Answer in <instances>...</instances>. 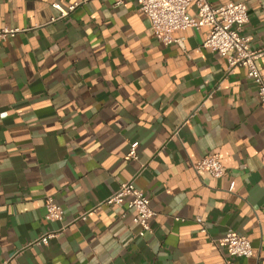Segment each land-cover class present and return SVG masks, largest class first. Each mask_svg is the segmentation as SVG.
<instances>
[{"label": "crops", "instance_id": "1", "mask_svg": "<svg viewBox=\"0 0 264 264\" xmlns=\"http://www.w3.org/2000/svg\"><path fill=\"white\" fill-rule=\"evenodd\" d=\"M243 1L264 51V0L209 3ZM4 28L20 32L0 42V264H264V103L206 28L163 45L136 0H0ZM208 155L222 178L194 169ZM129 181L155 214L143 237L128 199L103 203ZM228 230L252 258L228 256Z\"/></svg>", "mask_w": 264, "mask_h": 264}, {"label": "built area", "instance_id": "2", "mask_svg": "<svg viewBox=\"0 0 264 264\" xmlns=\"http://www.w3.org/2000/svg\"><path fill=\"white\" fill-rule=\"evenodd\" d=\"M139 11L151 24L153 36L163 45H181V39L176 34L189 29H207L206 40L202 47L224 57L230 69L242 67L246 69L247 78L255 85L257 95L264 103V75L257 61L264 55L262 50L251 49L250 37L244 35V27L249 22V11L246 2L227 3L213 7L209 0H136ZM194 7L196 16L188 14L189 7ZM61 16H67L75 10L72 5L64 11L57 4L53 5ZM20 32L18 29H0V42L13 37ZM129 158H136V146L132 145ZM194 169L208 174L213 179L222 178L226 169L216 155H208L194 165ZM128 199L127 208L135 212L133 223L140 227L139 237L151 232L150 220L155 215L150 208V201L142 191L137 189L132 181L120 185L119 190L106 199V205H122ZM46 217L49 221H58L63 217V211L52 201L46 203ZM195 222L202 233H206L204 221L196 218ZM56 234H48L35 241L36 244L47 245ZM229 257L233 259H250L253 248L250 241L228 230L222 239ZM225 264H233L226 262Z\"/></svg>", "mask_w": 264, "mask_h": 264}]
</instances>
